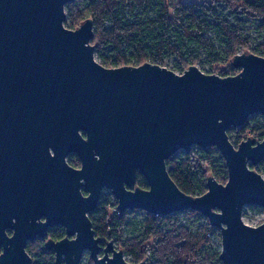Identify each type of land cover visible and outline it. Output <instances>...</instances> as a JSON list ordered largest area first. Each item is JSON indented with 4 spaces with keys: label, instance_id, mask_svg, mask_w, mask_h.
Instances as JSON below:
<instances>
[{
    "label": "water",
    "instance_id": "obj_1",
    "mask_svg": "<svg viewBox=\"0 0 264 264\" xmlns=\"http://www.w3.org/2000/svg\"><path fill=\"white\" fill-rule=\"evenodd\" d=\"M72 1L0 0V264H33L36 239L54 264H80L85 251L94 264H148L96 235L89 214L105 189L121 214L200 212L220 230L222 264H264V222L243 220L246 205L264 209V177L250 166L264 160V138L235 146L228 135L264 115V57L236 54L230 76L197 65L181 74L151 62L109 68L95 58L92 19L65 25ZM194 145L215 147L228 171L226 183L208 176L198 196L167 168ZM138 172L148 189L136 186ZM55 226L64 238L48 237Z\"/></svg>",
    "mask_w": 264,
    "mask_h": 264
},
{
    "label": "trees",
    "instance_id": "obj_2",
    "mask_svg": "<svg viewBox=\"0 0 264 264\" xmlns=\"http://www.w3.org/2000/svg\"><path fill=\"white\" fill-rule=\"evenodd\" d=\"M66 13L65 25L71 29L93 20L92 44L102 59L100 63L109 68L162 64L165 56L172 55L180 58L183 72L199 62L192 48L200 47L213 68L205 73L230 76L239 72L232 65L236 54L251 51L264 57V41L250 49L245 29L248 20H260L258 31L264 35V0H74L67 5ZM223 58L229 64L227 68L220 66ZM228 135L235 146L249 136L262 140L264 117L256 119L254 125L247 122L231 128ZM68 161L72 166L79 164L74 155ZM250 166L264 177V160ZM167 168L178 187L193 196L207 192L210 175L220 183L228 180L226 162L215 147L195 145L187 152L175 153L167 160ZM136 186L149 187L139 172ZM135 212L141 216L132 217ZM180 214L159 216L140 209L121 214L109 192L101 195L89 216L102 242L114 241L125 255L135 259L134 263L148 258V264H222L221 241L217 243L208 218L187 210L188 217L198 223L192 229L182 222ZM128 231L132 232L129 237ZM65 236L62 226L49 229V238L60 240ZM45 243V239L28 242L27 252L34 264H54L55 254ZM89 264H94L91 258Z\"/></svg>",
    "mask_w": 264,
    "mask_h": 264
},
{
    "label": "rangeland",
    "instance_id": "obj_3",
    "mask_svg": "<svg viewBox=\"0 0 264 264\" xmlns=\"http://www.w3.org/2000/svg\"><path fill=\"white\" fill-rule=\"evenodd\" d=\"M198 1H202V0H198ZM246 20H248V19H246ZM259 24H260V20H255V21L248 20V23L245 27V29L247 31V35L249 36L250 49L258 48L259 45L262 44L264 41V35H262L258 31ZM192 50H193L195 56L198 57V59H199V62L196 65L203 72L213 71V68L211 67L210 63L206 61V52L200 47H193ZM261 52L264 53V50H262ZM95 58L99 63L102 60L96 52H95ZM185 59H187V56L185 57ZM221 63L222 64L220 66L223 68H227L229 65L224 60V58L222 59ZM180 64H181V62H180L179 57L167 55L163 58L162 64H159V65L165 66V67L175 71L176 73L181 74L182 71L180 69ZM262 117H264V115H262L260 113L252 114L248 118L247 122L250 123L251 125H254L255 120L256 119H262ZM180 152H181V150L177 151L176 154H179ZM261 169L263 170V167H261ZM109 192H110V190H108V189H105L103 191L104 194H107ZM138 216H141V215L138 212H135L132 217H138ZM179 216L182 218V222L187 224L192 229H194L196 227V225L198 224L197 220L188 217V215L186 214V211L181 212V214ZM243 220L251 226H258V225L262 224L264 222V209L261 207H258V206L246 205L243 209ZM215 232H216L217 243L220 244V241H221L220 230L215 228ZM131 235H132L131 231H128L126 233L127 237H129ZM115 246H116V244H115ZM125 258L129 262L134 263L135 259L132 256L125 255ZM89 259H90V253H89V251H85L80 264H89ZM33 264H34V259H33Z\"/></svg>",
    "mask_w": 264,
    "mask_h": 264
},
{
    "label": "flooded vegetation",
    "instance_id": "obj_4",
    "mask_svg": "<svg viewBox=\"0 0 264 264\" xmlns=\"http://www.w3.org/2000/svg\"><path fill=\"white\" fill-rule=\"evenodd\" d=\"M71 155H74V156H76V157L78 158V160H79V164H77V166H72V165L69 163L68 160H69V158H70ZM67 162L69 163V165H71V166L74 167V168H80V167H81V161H80L79 157H78L76 154H74V153H71V154L68 155V157H67ZM85 194H86V193H85ZM8 233L11 234V231H8Z\"/></svg>",
    "mask_w": 264,
    "mask_h": 264
}]
</instances>
